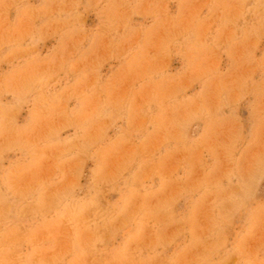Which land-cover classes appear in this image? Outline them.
<instances>
[{
  "label": "rangeland",
  "instance_id": "1",
  "mask_svg": "<svg viewBox=\"0 0 264 264\" xmlns=\"http://www.w3.org/2000/svg\"><path fill=\"white\" fill-rule=\"evenodd\" d=\"M0 264H264V0H0Z\"/></svg>",
  "mask_w": 264,
  "mask_h": 264
}]
</instances>
